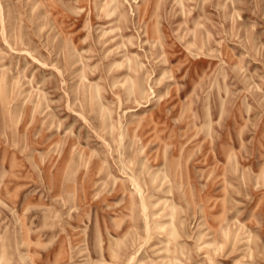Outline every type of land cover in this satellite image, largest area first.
Wrapping results in <instances>:
<instances>
[{"label": "rangeland", "instance_id": "rangeland-1", "mask_svg": "<svg viewBox=\"0 0 264 264\" xmlns=\"http://www.w3.org/2000/svg\"><path fill=\"white\" fill-rule=\"evenodd\" d=\"M0 264H264V0H0Z\"/></svg>", "mask_w": 264, "mask_h": 264}, {"label": "bare ground", "instance_id": "bare-ground-1", "mask_svg": "<svg viewBox=\"0 0 264 264\" xmlns=\"http://www.w3.org/2000/svg\"><path fill=\"white\" fill-rule=\"evenodd\" d=\"M172 233H174L173 228H172ZM100 249H101V247H100ZM107 253H108L109 256H113V255H114V252H113L112 249L107 250ZM82 258H83V257H82ZM111 259H112V258H111ZM176 263H177V262H176Z\"/></svg>", "mask_w": 264, "mask_h": 264}]
</instances>
